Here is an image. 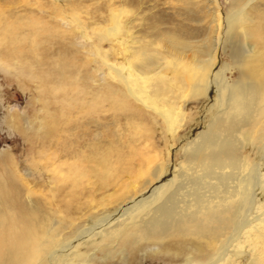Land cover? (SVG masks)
I'll use <instances>...</instances> for the list:
<instances>
[{
  "label": "bare ground",
  "instance_id": "obj_1",
  "mask_svg": "<svg viewBox=\"0 0 264 264\" xmlns=\"http://www.w3.org/2000/svg\"><path fill=\"white\" fill-rule=\"evenodd\" d=\"M113 4L111 23L105 33L94 32L96 41L75 13L78 32L70 37L65 29L62 36L40 34L23 15L0 22V77L7 83L11 76L34 77L43 85L47 74H55L61 83L53 82L48 96L63 113L60 123L34 125L31 115L4 106L0 81V124L30 154V167H18L13 148H0V264H88L95 252L113 251L125 262L149 247L173 251L163 264H264V0H230L225 14L215 0H196L211 24L200 44L186 28L185 37L160 27L153 35H135L133 19L124 21L130 9ZM17 19L19 27L12 21ZM224 29L230 44L221 61ZM84 48L93 60L80 62ZM89 72L110 80L84 86L78 79L61 88L64 75ZM201 99L208 105L206 124L186 141L175 173H169L174 138L181 139L187 109ZM148 121L152 133L142 130ZM70 123L82 132L94 124L100 132L71 140ZM121 139L135 161L112 149ZM159 141L168 154L155 162L151 152H159ZM33 178L42 189L33 187ZM98 204L104 209L82 228L83 208Z\"/></svg>",
  "mask_w": 264,
  "mask_h": 264
},
{
  "label": "rangeland",
  "instance_id": "obj_2",
  "mask_svg": "<svg viewBox=\"0 0 264 264\" xmlns=\"http://www.w3.org/2000/svg\"><path fill=\"white\" fill-rule=\"evenodd\" d=\"M78 3L76 5H71L70 3L59 0H0V22H6L10 19H15L17 17H21L20 15L29 17V22L35 24L34 29L38 30L40 34H46L48 37H56L62 36V31L66 30V37H70L72 35L71 31L78 32V27L75 24L74 17L72 13L78 14L80 19L82 20L84 26L86 27L88 37L93 38L92 41H96L94 37V32H101L105 33L106 28L110 25L109 18V8L110 3H114L113 5L118 8L120 5H124L126 10L131 11L128 16H124L125 20L133 19V31L135 35L141 34H148L153 35L151 32L155 31L156 27L163 31H172L175 34H178L182 37H185V28L187 31H192L197 33L196 38L194 40L198 41V44L203 42L204 38H207L210 33V16L205 8L196 4V0H133L132 3H125L122 0H77ZM189 1V2H188ZM229 1L230 0H215V4L218 5L221 9V12L225 14L228 12L229 9ZM55 2V3H54ZM195 3V4H194ZM40 5V6H39ZM197 5V6H196ZM200 9V10H199ZM207 16V24L204 22V25L201 24V17ZM12 17V18H10ZM188 18V19H187ZM14 24L19 27L21 21L17 19V21L12 20ZM26 21V20H25ZM67 22L68 24L63 25V22ZM155 25V26H153ZM208 27V28H207ZM21 28V27H20ZM203 28V29H202ZM14 27H12V30ZM16 30V28H15ZM38 34L35 40L40 39L42 35ZM153 37V36H152ZM149 39V37H146ZM150 41V40H149ZM147 42V41H146ZM50 45V52L55 53L56 45L52 43ZM230 44V40L225 33V29L222 31V36L219 41L218 45V55L221 61H224L223 54L227 47ZM104 48H107V43L102 42ZM163 44L158 43V46H162ZM224 51V52H223ZM86 52V53H85ZM92 52V49H91ZM90 51L88 49H83V54L78 57L69 56L71 54H67V58L72 61L82 62L84 58L88 56V59L93 60V56L87 55ZM113 57L114 54H111ZM72 57V58H70ZM79 60H78V59ZM133 60L137 61L132 57ZM172 72V69H167L166 74L169 75ZM230 77V81L234 78ZM3 76L0 77V81L3 83L2 79ZM42 78V76H39ZM12 80L11 82H5L2 84V91L4 99L2 100L3 103L5 102L4 106L12 105L15 110L20 115H31L32 121H34V125H37L40 120L45 122H62L63 113L61 108L58 104L56 108L55 100L48 96L52 92L54 83L59 81L56 78V75L51 73L47 74L46 80H43V85L39 83V78L34 77H25L23 75H16L14 77H10ZM34 78V79H33ZM104 77L100 74L95 73H81L78 77H72L70 75L63 76V84L62 89L65 90L67 87H71V83L76 85L78 79H80L79 84L87 86L90 84H97V85H106V82L110 80V77L107 76L105 81ZM33 79V80H32ZM93 80V81H91ZM54 82V83H53ZM61 82H58L60 84ZM56 87V86H55ZM80 90V88H84L83 86H76ZM57 90V89H56ZM58 92V90H57ZM56 92V94H57ZM52 94V93H51ZM194 100H196L194 98ZM198 100V99H197ZM46 101V102H45ZM49 102V106L46 109H41L42 104ZM182 103V101H180ZM189 102V101H187ZM191 102V101H190ZM2 103V104H3ZM180 103V104H181ZM194 106L195 109H191ZM191 107L187 109V113L189 115V119L186 122V128L188 129V125L191 122H196L195 126L190 128L189 130H185L180 128L178 133L181 134L180 138H174V145L172 146V150L169 152V162L166 167H168L169 173H175L176 168L178 167V163L181 159V150L186 143L187 140L193 138V134L197 132L202 126L206 124V112L208 109L207 102L201 99L199 106L197 104H192ZM184 108H180V111ZM27 113V114H26ZM111 112H108L110 114ZM2 114V109H0V116ZM38 116V117H37ZM83 120V121H82ZM81 120V124L85 125L87 121L84 119ZM108 126H111V129L114 128L113 123H110L111 120H102ZM144 122V121H143ZM75 123V122H74ZM70 123L67 126V134L68 137L72 140L73 137H76L79 134L85 132V136H83V141L90 140L93 136L92 134L100 132L99 129L94 127V124H91V127L87 125L88 130H80L76 127V124ZM147 127H143L142 130L145 133H149L154 129L153 125L148 121ZM81 126V125H80ZM156 126V123H155ZM81 128V127H80ZM76 129V131H75ZM91 130V131H90ZM78 131V132H77ZM186 131V132H185ZM74 132V133H73ZM92 132V133H91ZM87 133V134H86ZM76 134V135H75ZM91 134V135H90ZM87 135V136H86ZM123 136V135H122ZM89 137V138H88ZM120 144H114L112 147L113 150L121 149L122 154L130 162L135 161V155H129L132 150H129L126 147L125 139H121L118 141ZM161 142V144H160ZM169 141L167 140V145ZM159 152L155 149L151 152V154L156 155L154 157V161L158 162L162 158L163 160L167 158V145H165L162 141H159ZM125 146V147H124ZM137 146V145H136ZM135 146V147H136ZM166 146V147H165ZM12 147V151L15 154L17 159L18 167H30V154H25L26 151L22 147V141L18 137L15 136L12 130L4 127L0 124V148ZM132 151L131 153H133ZM167 153V154H166ZM111 154H114L111 152ZM122 156V157H123ZM166 156V157H165ZM112 158V157H111ZM113 159V158H112ZM124 162L126 160H123ZM32 165V164H31ZM113 167H118L114 165ZM99 167V173H102V169ZM126 168V167H125ZM262 172H264L262 170ZM33 187L42 189L43 186L40 185L41 182L37 178L32 179ZM83 201V199L81 200ZM106 202V201H105ZM83 203V202H82ZM101 204V202H99ZM104 203V202H103ZM98 204L95 208H83L81 213H84L81 216V227H87L88 222L87 219L90 215L97 212L98 210L104 209L102 205ZM88 205V203H87ZM106 205V204H104ZM94 209V210H93ZM80 213V214H81ZM175 239H171L170 242L174 241ZM174 250V249H173ZM180 251L183 253L186 252V249L182 248ZM90 251H86V254H89ZM173 251H163L157 249L155 247H149L142 251H136L135 253L127 255V259L125 262L121 261V253L118 251L113 252H95L96 259H91L88 264H163L165 261H170L169 256H173ZM102 258L101 260H99ZM143 259V260H142ZM103 260V261H102Z\"/></svg>",
  "mask_w": 264,
  "mask_h": 264
}]
</instances>
